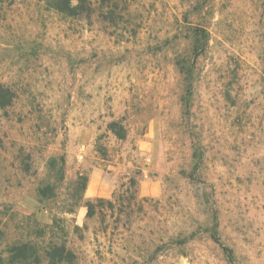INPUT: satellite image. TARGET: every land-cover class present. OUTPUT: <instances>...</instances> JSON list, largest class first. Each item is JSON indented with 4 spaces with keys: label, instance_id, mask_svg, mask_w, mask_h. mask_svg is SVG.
Listing matches in <instances>:
<instances>
[{
    "label": "rangeland",
    "instance_id": "1",
    "mask_svg": "<svg viewBox=\"0 0 264 264\" xmlns=\"http://www.w3.org/2000/svg\"><path fill=\"white\" fill-rule=\"evenodd\" d=\"M111 2L112 22L0 2V264L26 241L17 264L51 242L62 264H264V0Z\"/></svg>",
    "mask_w": 264,
    "mask_h": 264
},
{
    "label": "trees",
    "instance_id": "2",
    "mask_svg": "<svg viewBox=\"0 0 264 264\" xmlns=\"http://www.w3.org/2000/svg\"><path fill=\"white\" fill-rule=\"evenodd\" d=\"M3 0H0V2ZM111 0H46V5L48 8L53 9L66 17L69 18H76V17H85L86 19H90L92 15L97 12L99 18L103 21H113L114 10L116 8V4H111ZM208 32L202 26H195L194 28L190 29V43H191V54L193 56L191 58H181L178 60L176 65L178 66L180 73L183 76V82L185 85V89L187 91V95L191 94L192 87L194 85V75L197 72V64H198V57L201 56L207 48L208 45ZM187 98V97H186ZM184 109L189 110L190 104L189 99L186 100L184 104ZM121 129V128H120ZM110 130L113 133H118L119 127L117 124L113 123L110 125ZM195 158L200 160L201 155L199 154V149L195 150ZM57 159H53L51 165H56ZM59 163L61 169H63L65 165V158L61 156L59 158ZM137 182L132 178L129 182V189H136ZM48 189V188H47ZM50 192L52 190L50 189ZM137 192H134V195ZM40 195L46 197L47 192L46 190H40ZM83 200V198H82ZM115 202V203H114ZM108 205L111 210H116V196L115 201H104L101 199L95 200H86L84 202V206L88 210L87 217L92 218L96 214V209L100 208L104 205ZM122 211V210H121ZM70 213H73L71 210ZM215 242L219 241L216 232L212 233L210 236ZM35 245L30 242H21L16 243L8 247L7 253L10 257L11 264L17 263H26L27 260L34 258L36 262L39 261L40 256L36 251ZM224 251L227 255L229 261H232L233 256L231 250L228 248H224ZM44 258L50 264H62L70 261L71 253H69L65 247V245L59 246L58 242H51L49 247L44 250ZM154 255L157 253L154 252ZM153 257V256H152Z\"/></svg>",
    "mask_w": 264,
    "mask_h": 264
}]
</instances>
